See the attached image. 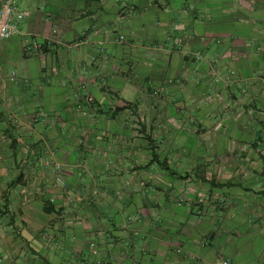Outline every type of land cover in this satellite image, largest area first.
<instances>
[{
  "label": "crops",
  "instance_id": "crops-1",
  "mask_svg": "<svg viewBox=\"0 0 264 264\" xmlns=\"http://www.w3.org/2000/svg\"><path fill=\"white\" fill-rule=\"evenodd\" d=\"M14 2L25 16L0 43V264H264V83L248 80L264 73V0ZM208 63L248 81L224 96L262 160L208 173L171 162L138 120L150 161L141 131L119 124L123 104L140 103L148 77L162 91L191 84L187 103Z\"/></svg>",
  "mask_w": 264,
  "mask_h": 264
},
{
  "label": "rangeland",
  "instance_id": "rangeland-1",
  "mask_svg": "<svg viewBox=\"0 0 264 264\" xmlns=\"http://www.w3.org/2000/svg\"><path fill=\"white\" fill-rule=\"evenodd\" d=\"M4 40H0V43ZM117 41H122L121 36L118 37ZM101 48V45H98V49ZM191 56L195 60L200 58L198 52L193 53ZM101 64H105V60H102ZM10 78L14 79L12 72L8 76L9 80H11ZM254 79L257 82L264 83V73L259 72L251 77L249 76L248 80ZM143 81L148 83L149 89L140 103L126 102L123 104L125 115L119 124L125 131H130V138L140 136L138 120L143 121L153 137L160 134L158 143L163 148L168 147L165 151H175L173 153L167 152L168 161L180 164H204L207 166V173L213 170V165L216 166L217 170L219 164L224 162L262 160L251 148L250 144L255 138L251 134L250 126L248 125L249 127H246L243 133H237L236 131L238 119L237 121L235 119L238 115L234 111L236 108L234 102L240 103L239 99L226 101L224 96L236 81L248 82L242 80L234 69L223 71L218 66L208 63L206 74L193 83L197 84L195 87V91L199 93L197 98L187 99V103L183 100L189 96V86L192 87L191 84L176 82V84H171L170 90L162 91L160 83L150 80L149 77ZM208 87L211 88L210 92L207 91V89L209 90ZM181 88L184 97L180 98L179 96L178 100L174 97V94L183 93ZM190 91L194 92L192 89ZM242 93L244 94L243 91ZM84 101L87 104L91 103L88 95H84ZM239 108H241V105H239ZM76 109L81 113H87L85 106L81 103L77 104ZM257 114L258 112L250 109L248 116L254 117ZM223 115H229L233 119L235 128L230 132L229 128L226 127L227 119L225 117L227 116L223 117ZM240 116H242V113ZM258 116L262 117L264 122V115L260 113ZM255 119L259 120L258 118ZM114 123L117 124L118 122L115 121ZM260 127L263 131L264 125H260ZM238 135L241 136L240 139L235 138ZM243 148L244 150H242ZM262 151L264 153V144H262ZM159 157L161 158V156ZM185 171V169L181 171L180 175H183ZM187 171L191 175L196 170L191 168ZM194 192L195 196L199 197L202 194V189L200 192L195 190ZM197 197L193 198L194 206L200 207L201 201ZM207 200H213V198ZM210 202L212 203V201ZM216 202L214 201L213 204Z\"/></svg>",
  "mask_w": 264,
  "mask_h": 264
},
{
  "label": "built area",
  "instance_id": "built-area-1",
  "mask_svg": "<svg viewBox=\"0 0 264 264\" xmlns=\"http://www.w3.org/2000/svg\"><path fill=\"white\" fill-rule=\"evenodd\" d=\"M25 16V11L18 8L14 0H2L0 2V40L8 39L17 33V23ZM97 33V30H93ZM44 40L31 38L29 45L33 49H41L43 44H47ZM100 45V43L98 44ZM197 55V54H196ZM12 80V78H10ZM210 264H232L226 257H216Z\"/></svg>",
  "mask_w": 264,
  "mask_h": 264
},
{
  "label": "trees",
  "instance_id": "trees-1",
  "mask_svg": "<svg viewBox=\"0 0 264 264\" xmlns=\"http://www.w3.org/2000/svg\"><path fill=\"white\" fill-rule=\"evenodd\" d=\"M140 131H141L140 132L141 135L146 140V143L148 144V146L151 147L150 154L152 155V158L150 159V161H152V160H157L158 161L156 154H154V152H153V149L155 147L154 140L151 138V136L149 134L144 132V125L143 124H142V129ZM210 184L212 186H220L219 182H217L214 179L211 180Z\"/></svg>",
  "mask_w": 264,
  "mask_h": 264
}]
</instances>
